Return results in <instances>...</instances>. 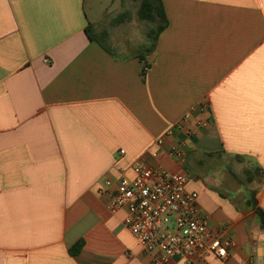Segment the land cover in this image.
Segmentation results:
<instances>
[{"label": "crops", "instance_id": "0c3cea01", "mask_svg": "<svg viewBox=\"0 0 264 264\" xmlns=\"http://www.w3.org/2000/svg\"><path fill=\"white\" fill-rule=\"evenodd\" d=\"M162 1L153 43L138 11L118 24L94 4L93 24L87 0H0V264H152L100 192L143 156L187 172L211 230L236 241L172 264H264L250 202L264 210V181L245 176L264 170V0ZM189 111L209 124L179 160L182 131L157 141Z\"/></svg>", "mask_w": 264, "mask_h": 264}, {"label": "built area", "instance_id": "2783aa9c", "mask_svg": "<svg viewBox=\"0 0 264 264\" xmlns=\"http://www.w3.org/2000/svg\"><path fill=\"white\" fill-rule=\"evenodd\" d=\"M149 70L148 66L143 69L144 72ZM207 106L202 104L199 111L203 112ZM193 114L194 111L185 113L158 139L157 146L161 148L176 131H182L186 139L171 151L173 157L181 160L190 148L188 139L209 124L207 119L193 124ZM150 156L157 158L159 153L153 151ZM132 171L133 177H122L116 183L106 180L100 192L109 195L107 209L110 212H126L124 225L152 257V264H172L179 257L206 254L220 259L229 257L236 241L211 230L209 218L200 207L199 194L187 187V172L151 165L146 156L132 165Z\"/></svg>", "mask_w": 264, "mask_h": 264}, {"label": "trees", "instance_id": "16d2710c", "mask_svg": "<svg viewBox=\"0 0 264 264\" xmlns=\"http://www.w3.org/2000/svg\"><path fill=\"white\" fill-rule=\"evenodd\" d=\"M140 2L138 8V18L142 21L156 22L158 21V25L154 29H150L148 32L149 37L152 39L153 43L158 41V38L163 30L166 29L168 25V19L166 16V12L164 9L162 0H137ZM131 19V13L129 11H125L121 13L116 18V23L120 24L126 22ZM92 38V36H91ZM144 73V71H143ZM236 158L239 161H244V157L237 155ZM246 180L248 182H254L255 180L264 181V170L260 167H252L245 170ZM257 191L251 192V205L255 210L258 221L261 225L264 226V210L259 206L257 200ZM82 249V242H79L72 250L75 255Z\"/></svg>", "mask_w": 264, "mask_h": 264}, {"label": "rangeland", "instance_id": "374dc122", "mask_svg": "<svg viewBox=\"0 0 264 264\" xmlns=\"http://www.w3.org/2000/svg\"><path fill=\"white\" fill-rule=\"evenodd\" d=\"M94 4L96 5V9L100 15L104 16L105 21V19L113 20L125 11H129L131 13V17H133V15L137 14L140 3L135 0H87V11L93 24L96 23L97 19V13L94 11L96 10L94 9ZM146 25L148 27H152L150 22H146ZM123 31H125V28H120L119 33ZM134 31H136V29H134ZM137 31H139L138 28Z\"/></svg>", "mask_w": 264, "mask_h": 264}, {"label": "water", "instance_id": "95a60500", "mask_svg": "<svg viewBox=\"0 0 264 264\" xmlns=\"http://www.w3.org/2000/svg\"><path fill=\"white\" fill-rule=\"evenodd\" d=\"M261 229H262V231L264 232V226H263V225L261 226ZM261 253L263 254V256H262V257H263V259H264V249L262 250V252H261Z\"/></svg>", "mask_w": 264, "mask_h": 264}]
</instances>
